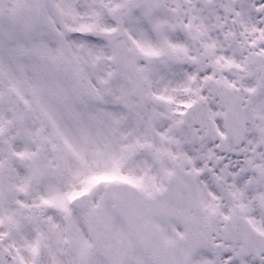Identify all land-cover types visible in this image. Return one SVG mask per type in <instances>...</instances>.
Returning <instances> with one entry per match:
<instances>
[{
    "label": "snow or ice",
    "instance_id": "6c2138e0",
    "mask_svg": "<svg viewBox=\"0 0 264 264\" xmlns=\"http://www.w3.org/2000/svg\"><path fill=\"white\" fill-rule=\"evenodd\" d=\"M0 264H264V0H0Z\"/></svg>",
    "mask_w": 264,
    "mask_h": 264
}]
</instances>
